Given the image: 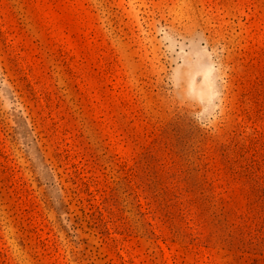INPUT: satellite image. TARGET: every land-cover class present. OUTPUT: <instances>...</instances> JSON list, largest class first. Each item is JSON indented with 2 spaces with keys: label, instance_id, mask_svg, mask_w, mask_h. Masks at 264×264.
Returning a JSON list of instances; mask_svg holds the SVG:
<instances>
[{
  "label": "rangeland",
  "instance_id": "rangeland-1",
  "mask_svg": "<svg viewBox=\"0 0 264 264\" xmlns=\"http://www.w3.org/2000/svg\"><path fill=\"white\" fill-rule=\"evenodd\" d=\"M0 264H264V0H0Z\"/></svg>",
  "mask_w": 264,
  "mask_h": 264
}]
</instances>
